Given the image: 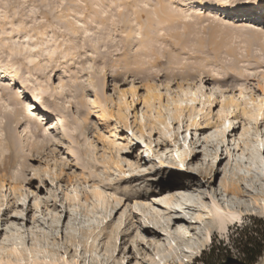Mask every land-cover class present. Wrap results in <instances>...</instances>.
Listing matches in <instances>:
<instances>
[{
  "label": "rangeland",
  "instance_id": "374dc122",
  "mask_svg": "<svg viewBox=\"0 0 264 264\" xmlns=\"http://www.w3.org/2000/svg\"><path fill=\"white\" fill-rule=\"evenodd\" d=\"M161 7L176 21L159 24ZM205 15L178 14L170 0H0V62L10 77L0 80V209L7 212H0V225L8 238L0 237L4 264L17 259L10 248L25 239L35 242L36 251L48 252H33L39 264L58 261L61 251H71L70 259L84 264H185L194 256L197 264H213L217 244L220 239L227 243L232 231L241 249L249 231L264 239V182L254 178L257 167L249 166L253 153L261 152L264 127L257 130L259 107H246L264 96V33ZM170 42L179 45L173 50ZM25 43L58 49V55L44 60L33 55L34 65L9 60L12 49L6 55L3 46ZM155 57L159 64L152 66ZM11 81L25 91L42 87L52 93L59 128L46 132L34 121L19 106L26 103L22 94L10 93ZM226 122L233 132H223ZM129 145L134 152L124 151ZM191 178L201 194L173 187ZM229 185L255 214L219 206L214 197ZM181 193L193 194L194 207L203 208L179 210L187 219L176 226L188 243H196L199 231L197 242L206 241L201 225L192 223L194 216L213 226L207 245L192 257L184 254L188 243L165 220L169 203L183 207L173 201ZM21 198L31 203H18ZM9 207L25 215L12 217ZM153 215L167 224L164 232H139ZM219 215L227 224L235 221L225 225L229 231L223 235ZM61 228L63 242L55 236ZM259 248L264 250V242ZM22 255L27 258V249ZM233 255L252 264L242 253ZM253 264H264V252Z\"/></svg>",
  "mask_w": 264,
  "mask_h": 264
},
{
  "label": "snow or ice",
  "instance_id": "6c2138e0",
  "mask_svg": "<svg viewBox=\"0 0 264 264\" xmlns=\"http://www.w3.org/2000/svg\"><path fill=\"white\" fill-rule=\"evenodd\" d=\"M170 3L173 10L181 15L186 14L189 11H191L192 13L199 12L201 14H206L205 18H209L217 23L227 25L229 22H231L232 25L235 26L236 24L243 22L250 26L249 28L245 29L246 31H257L260 33H264V0H170ZM186 18L191 17L186 16ZM113 22L115 23V20ZM85 35L90 36L91 33H85ZM3 47L6 55L8 53V49H12L11 55L8 56L9 60H23L28 65L35 64L36 61L31 58L33 55L44 60L47 57H56L59 51L58 49H50L48 51H45L46 46L42 44L39 47H29L26 43L23 45L5 44ZM67 59L68 58L65 57V60ZM261 69L264 70V64H261ZM7 71L8 69L5 68L2 62H0V80L10 81V77L7 75ZM237 83H239V81H237ZM171 87L175 88V84L173 83ZM9 91L10 93L19 91L22 94L23 101L26 103H21L19 106L26 110L34 121H38L42 126H44L46 132L59 128L60 125L59 123H56V121L60 113L56 108L52 106L54 102L53 100H50L52 93L45 91V89L42 87L38 88L36 91H25V89L16 81H11V89ZM29 91H31V95H29ZM185 95H187V93ZM191 95L195 96L196 93L193 92L191 93ZM256 95L260 96L258 92L256 93ZM19 99L20 97H17V100ZM168 99L169 101H171L172 97L169 96ZM178 106L180 108H183L185 105L180 104ZM246 107L252 109L259 107L262 113L260 121L258 123L257 130L259 131L260 127H264V96H260L258 101L255 99L249 100ZM5 110L8 112L13 111L11 107H6ZM141 122H143V115H141ZM230 127L231 125L229 123H224L223 132L227 133ZM217 131L220 130L217 129ZM261 138L264 139V132H261ZM133 143H135V141H133ZM136 147H139V144H136ZM185 147H187V145H185ZM124 151L134 152L135 148L132 147V145H129L124 149ZM197 151L199 152V149H197ZM222 153L223 147L220 149V154L222 155ZM245 158L247 159V157ZM260 159L261 162H264V144H261ZM222 162L223 160L220 161V163ZM179 167L181 169H184L185 165L181 164ZM215 167L218 168L219 163H217ZM144 171L147 173L149 170L144 169ZM152 175L155 176V173L153 172ZM29 187L32 186L30 185ZM39 187L42 191L43 185H39ZM37 194L38 193L36 192V188L33 187L31 195L36 196ZM18 203H31V201H25L23 198H21L19 199ZM65 208H67V205H65ZM117 208L118 210L116 214L118 215L119 209L123 208V201L119 202ZM8 211H11L10 207L8 208ZM128 211L135 213L136 209L133 207H129ZM0 212H3L5 213V215H7L5 209H0ZM24 215V212L11 211L12 217H23ZM64 219H68L67 212H65ZM112 219H115V215H113ZM226 223L227 221H223L220 225V231L222 235L229 231L225 227ZM133 231H135V229H133ZM4 232L5 229L2 225H0V237L7 240L8 238L4 235ZM25 236H27L26 231ZM55 236L59 237L60 241L63 242V229L61 228L60 231L56 232ZM233 236H236V240L232 238ZM141 239H143V237H141ZM238 239L239 237L235 231L231 232L227 243L223 239H220L219 243L217 244L219 253L213 261V264H245L244 260L237 259L233 255V253H235V256H239L243 251V249H241L237 243ZM25 249H27L26 259L22 255ZM10 250L17 257V259L15 261H9V264H39V262L32 260L33 252L36 251L35 242H30L25 239L18 246L11 247ZM127 251H130V249H128ZM78 253L82 256L83 249L78 250ZM36 254L38 256L48 255V252L39 250L36 251ZM59 255L60 259L58 261H43V264H84L83 259H80L78 261L71 260L70 258L73 255L71 251H69L67 254L61 251ZM203 255L204 251L202 250L199 254L200 258H203ZM221 256H223L222 259ZM157 259H159V257H157ZM0 264H4V261L0 260ZM127 264H132V261L129 260ZM185 264H197V257L194 256L191 261H186Z\"/></svg>",
  "mask_w": 264,
  "mask_h": 264
},
{
  "label": "bare ground",
  "instance_id": "6f19581e",
  "mask_svg": "<svg viewBox=\"0 0 264 264\" xmlns=\"http://www.w3.org/2000/svg\"><path fill=\"white\" fill-rule=\"evenodd\" d=\"M160 9V8H159ZM164 7H161V9H160V13H161V15L159 14V12H157V16H158V18H159V24H168V23H172L173 21H176V17L175 16H171L170 14L168 15V14H166V13H164ZM167 11V10H166ZM194 23V22H193ZM182 24V23H181ZM195 25V24H194ZM183 26H184V24H183ZM169 35V36H168ZM166 34V35H164V37L165 36H167V37H169V39L171 38V39H173V38H175L174 36H170V34ZM163 37V38H164ZM162 38V39H163ZM161 39V40H162ZM169 42V41H168ZM179 42V41H178ZM170 45H171V47H172V49L174 50V49H176V47L179 45L178 43H176V44H174V43H171L170 42ZM155 46V45H154ZM151 52V51H150ZM149 52V53H150ZM156 53V52H155ZM151 54H152V56L151 57H153V53L151 52ZM150 54V55H151ZM146 55V54H145ZM147 55H148V53H147ZM149 55V56H150ZM163 55V54H162ZM146 57H148V56H146ZM151 59V58H150ZM152 66H156V64L158 65L159 64V60H158V57H155L154 59L152 58ZM143 64H141V65H144V63H147V62H142ZM156 63V64H155ZM150 64V63H149ZM228 132H233V129L232 128H230L229 129V131ZM210 143H212L213 144V146H214V142H213V140L210 142ZM256 151V150H255ZM260 151V150H259ZM259 151H257L256 152V154H260V152ZM249 152H251V151H249ZM249 154H251V153H249ZM255 154V152L253 153V160H252V162H250L249 163V166H250V164L252 163L253 165L252 166H256L257 168V170H259L258 172H254V174H255V179L257 180L259 177L262 179V181L264 182V162H261V159H259V156L258 155H256ZM252 155V154H251ZM257 156V157H256ZM251 157V158H252ZM236 161V163H237V160H235ZM234 160H233V163L235 162ZM220 162V161H219ZM238 164V163H237ZM254 166V167H255ZM233 167H234V165H233ZM237 167H238V165H236L235 164V169H237ZM254 167H252V169H254ZM249 168H251V167H249ZM199 171V170H198ZM214 171H215V166L213 165V167H211L210 169H208V171H205V174H206V176H211L212 175V173H214ZM251 171V170H250ZM252 173V172H251ZM250 173V174H251ZM199 174H202V172H199ZM253 177V176H252ZM194 180L195 179H193V178H191V179H189L187 182H183V183H179V184H177V185H173V187H179V188H182V189H188V190H192V191H194V192H198V190L200 189L199 187V183L197 182V183H195L194 182ZM253 182V181H252ZM201 183V182H200ZM254 183H259V181L257 182H254ZM257 185V184H256ZM169 187H171V186H169ZM262 189H264V186H262ZM221 191V190H220ZM186 192H188V191H186ZM260 192V191H259ZM191 193V192H190ZM199 194H201V192H198ZM197 194V193H196ZM261 194V193H260ZM215 195V194H214ZM231 196V197H229V199H228V197L227 196ZM241 196V193L238 191V189H236V188H234V186L233 185H229V186H226L223 190H222V193L220 192V194H216L215 195V197H214V199H216V201H217V203L219 204V206L221 207V208H223V209H225V210H227V211H229V212H231V211H235V210H242L243 212H245V213H247V214H255V211L250 207V206H247V205H245L244 203H242L241 201H240V197ZM175 197V199L173 200V201H175L176 199L177 200H179L178 202H176V205H178V203L180 204V205H182L183 207L181 208L180 207V209H177V208H173V205L171 204V203H169L168 204V208H167V212H168V214H169V216L167 217V219L165 218V220H167L166 221V223L167 224H169V226H171V227H173V229L177 232V234L179 235V236H182V238H183V240L184 241H186L187 243L190 241H187L185 238V232H183V230L181 229V228H179L178 226H176V223L177 222H180V221H186L185 219H187V218H185V216H182V215H179L180 214V211L181 210H188V209H191V210H194V209H196V210H198V211H203V208L202 207H199V206H195L194 207V205L193 204H195L194 203V195L193 194H178V195H175L174 196ZM244 197H246V196H244ZM167 203H168V201H167ZM197 203V202H196ZM166 206V205H165ZM172 206V207H171ZM175 206V205H174ZM179 207V206H178ZM217 208H218V206H217ZM180 210V211H179ZM204 211H205V209H204ZM218 211V210H217ZM222 211V210H221ZM206 213V212H205ZM151 214V213H150ZM217 214V213H216ZM218 215V214H217ZM189 216H191V215H189ZM212 216V215H211ZM210 216V217H211ZM219 218L217 219V217H214V218H216L218 221H219V223L221 224L223 221H224V217H223V219L220 217V215L218 216ZM213 218V219H214ZM215 219V220H216ZM191 220V219H190ZM193 220L194 221H192V223L193 224H200L201 225V227H202V229H203V231L205 232V239H206V241L205 242H203V241H200L199 243L197 242V240H198V238L199 237H201L200 235H201V232L199 231V232H196L195 234V237H197V240H196V243L194 244V242L192 243V244H194V245H192L191 243H188L187 244V246H186V251H184V254L185 255H187V257H192L193 255H194V253L196 252V251H198L202 246H204V245H207V242H209V239L212 237L211 236V231H212V225H209V224H207V223H205V221L203 220V218H201L200 216H194L193 217ZM211 220H212V217H211ZM144 221V220H143ZM149 221V220H148ZM188 221V220H187ZM215 221H213V223H214ZM164 223V222H163ZM235 223V221H231V222H229V224H227L228 226L231 224V225H233ZM145 224V223H144ZM165 224V223H164ZM167 224H166V226H167ZM217 224V223H216ZM165 225H162V222L159 220V218L156 216V215H153V217H151V220L149 221V224L148 225H140L139 226V229H140V231L139 232H143V234L144 233H151L152 235L154 234V232L155 231H161V232H164L163 231V229L166 227H164ZM167 228V227H166ZM215 229V228H214ZM165 230V229H164ZM204 232H203V234H204ZM217 232H219V231H217ZM216 232V233H217ZM221 232V231H220ZM220 232L219 233H217V234H220ZM142 234V233H141ZM214 235V234H213ZM162 236H164L165 237V233H162ZM169 238V237H168ZM195 240V239H194ZM141 241L142 242H144L145 241V239H144V241L141 239ZM164 241H166V240H164ZM146 242V241H145ZM202 242V243H201ZM166 243H169V242H166ZM180 243V242H179ZM182 243V242H181ZM184 244H186V243H184ZM157 245V244H156ZM155 245V246H156ZM166 247V246H165ZM185 247V246H184ZM156 248H157V251H158V253H160L161 252V249H160V246H156Z\"/></svg>",
  "mask_w": 264,
  "mask_h": 264
},
{
  "label": "trees",
  "instance_id": "16d2710c",
  "mask_svg": "<svg viewBox=\"0 0 264 264\" xmlns=\"http://www.w3.org/2000/svg\"><path fill=\"white\" fill-rule=\"evenodd\" d=\"M243 238L245 241L241 253L245 259H248L253 264L264 252L263 248H259L264 239L262 236H258L254 230L246 233Z\"/></svg>",
  "mask_w": 264,
  "mask_h": 264
}]
</instances>
